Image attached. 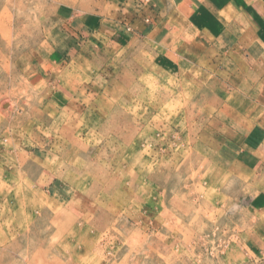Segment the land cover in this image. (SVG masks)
I'll return each mask as SVG.
<instances>
[{
  "label": "rangeland",
  "instance_id": "374dc122",
  "mask_svg": "<svg viewBox=\"0 0 264 264\" xmlns=\"http://www.w3.org/2000/svg\"><path fill=\"white\" fill-rule=\"evenodd\" d=\"M141 6L0 0V264H264L236 158L264 154V99L227 98L219 35L130 29ZM83 219L95 241L58 247Z\"/></svg>",
  "mask_w": 264,
  "mask_h": 264
},
{
  "label": "crops",
  "instance_id": "0c3cea01",
  "mask_svg": "<svg viewBox=\"0 0 264 264\" xmlns=\"http://www.w3.org/2000/svg\"><path fill=\"white\" fill-rule=\"evenodd\" d=\"M141 1L143 6L133 15L130 29L154 40L174 39V36L176 39L183 34L196 37L201 35L211 40L219 35L221 45L225 44L221 48L225 50L222 51H231L229 56L236 60L233 64L221 56L223 70L220 78L224 80L222 83L226 81L231 86L227 98L264 99V0ZM223 26L230 29L232 35L227 30L224 32ZM249 83L252 89L246 91ZM241 107L238 112L241 108L244 113L243 104ZM260 113H264V110H260ZM261 125H264V119L260 124V129L264 130ZM261 139L264 140V135ZM258 153L260 155L257 160H246L250 157L239 155L236 158L249 165L248 168L254 169L252 177L260 180L264 179V154L261 150Z\"/></svg>",
  "mask_w": 264,
  "mask_h": 264
},
{
  "label": "bare ground",
  "instance_id": "6f19581e",
  "mask_svg": "<svg viewBox=\"0 0 264 264\" xmlns=\"http://www.w3.org/2000/svg\"><path fill=\"white\" fill-rule=\"evenodd\" d=\"M11 1V0H10ZM8 4V3H7ZM8 11V10H7ZM3 12V11H2ZM19 19V18H18ZM5 21V20H4ZM21 22L19 21V24H20ZM22 24V23H21ZM16 26V25H15ZM6 27V26H5ZM12 29V28H11ZM26 33V32H25ZM1 84V83H0ZM129 157V156H128ZM132 168V167H131ZM108 176V175H107ZM20 186H21V184H20ZM18 187V186H17ZM29 188V187H28ZM30 189V188H29ZM21 190V189H20ZM116 194V193H115ZM127 194V193H126ZM98 196V195H97ZM121 197V196H120ZM123 197V196H122ZM121 197V198H122ZM41 198V197H40ZM45 198V197H44ZM126 199V198H125ZM33 201H34V199H33ZM41 202V201H40ZM44 202V201H43ZM34 203V202H33ZM37 204V203H36ZM40 204V203H39ZM44 204V203H43ZM48 204V203H47ZM51 204V203H50ZM24 205V204H23ZM33 205V204H32ZM41 206V205H40ZM45 206V205H44ZM22 207V206H21ZM22 209V208H21ZM4 210V209H3ZM188 210V209H187ZM35 211V210H34ZM52 211V210H51ZM10 212V211H9ZM24 212V211H23ZM24 215V214H23ZM93 221H92V219L90 220V219H83V221L81 222V223H78V224H71V227H72V230H71V233H69V235H68V237H67V239L65 240H63V241H60L59 243H58V247L60 246V248L61 249H64V246L67 248V246H69L68 244H69V240H76V242H81V243H83L84 244V242H94L95 241V236L96 235H98L100 232H99V227L102 225H99V224H96L95 222L94 223H92ZM33 223V222H32ZM100 223H102V222H100ZM30 224V223H29ZM25 226V225H24ZM103 226V225H102ZM70 227V228H71ZM107 227V226H106ZM25 230V229H24ZM28 231V230H27ZM37 231V230H36ZM56 231V230H55ZM68 231V230H67ZM94 231H96V234L94 235V236H91L90 235V233L91 232H94ZM38 232V231H37ZM66 233V232H65ZM54 234V233H53ZM39 235V234H38ZM37 235V236H38ZM3 236H4V234H3ZM51 238V237H50ZM49 238V239H50ZM100 238V237H99ZM60 239V238H59ZM11 240H13V239H11ZM51 240V239H50ZM13 242V241H12ZM1 244V243H0ZM11 244V243H10ZM10 244H8V246L10 245ZM55 244H56V242H55ZM96 245L97 244H95L94 245V247H96ZM19 247V246H18ZM20 247H21V244H20ZM49 247V246H48ZM93 247V243H91V245H90V247H88V246H84L83 247V249H79L78 250V252L80 253V254H86V253H89V251L91 250V249H94V248H92ZM101 247V246H100ZM3 248V247H2ZM46 248H47V246H46ZM69 248V247H68ZM10 249V248H9ZM8 249V250H9ZM16 249V248H15ZM11 250V249H10ZM16 251V250H15ZM48 252V251H47ZM8 254V253H7ZM53 255V254H52ZM95 256V255H94ZM103 256V255H102ZM101 258V257H100ZM73 259H77V256H69L68 257V264H70V263H73ZM91 259V258H90ZM85 260L87 261V259L85 258ZM108 260V259H107ZM61 261V260H60ZM96 261V260H95ZM101 262V261H100ZM107 262V261H106ZM82 263V262H81ZM85 263H87V262H85ZM90 263V262H89ZM94 263V262H93ZM122 263V262H121ZM64 264H66V263H64Z\"/></svg>",
  "mask_w": 264,
  "mask_h": 264
}]
</instances>
